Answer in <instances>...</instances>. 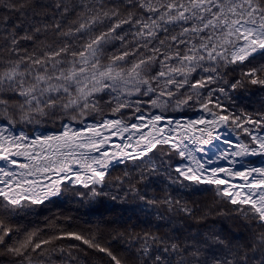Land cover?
Returning <instances> with one entry per match:
<instances>
[{
  "label": "snow or ice",
  "instance_id": "1",
  "mask_svg": "<svg viewBox=\"0 0 264 264\" xmlns=\"http://www.w3.org/2000/svg\"><path fill=\"white\" fill-rule=\"evenodd\" d=\"M4 7L23 15L25 10L36 12L37 7L40 6L33 0H9L4 4ZM55 7L60 9L62 14L72 10L65 3H56ZM125 7L127 8V18H120L119 5L107 9L102 3L99 8L95 5L82 6L81 12L77 14V19L72 22L75 27H69L67 31H64L60 23L52 25L58 30L57 35L61 37L87 35V39L78 49H73L68 43H63L55 48L49 45L48 50L42 51L39 55L34 52L31 55L20 56L15 61H8L7 66L0 69V92H14L23 97L24 100L19 107L23 111L27 106L28 113L46 115L45 109L53 111L59 109L65 112L71 110L83 116L88 110L100 111L95 94L107 91L109 95L116 94L112 97L116 104L111 110L113 114H116L121 109L131 106L126 100L120 99L125 93L131 96L133 92L140 93L142 89L144 94L156 92L157 89L151 83L154 80L158 81L164 77L166 78L165 86L176 84L179 88L188 84L191 89L198 90L206 86V81L215 83V78L209 75L206 79L201 77L199 80L191 82V74L195 73L197 69L214 73L221 66V62L243 63L256 53L264 54V0H186V2L168 0L167 3L162 0H125ZM137 8L152 15L147 19L135 18L134 9ZM89 13L91 14L89 15ZM37 14L39 15V13ZM113 18H116V22L109 26L107 31H100L96 35L92 34L95 25L103 24L105 20ZM133 21L138 26L136 36L146 40L143 47H147V38H155L159 35V29L162 28L167 32V25H179L180 32L168 38L172 43L168 44L167 49L163 48L165 40L162 39L159 41L161 47L150 49L151 55L145 56L142 53L138 55L139 48H135L131 52L125 50L117 55L109 56L108 63H103L105 45L115 39L123 41L124 35L118 34L117 29L121 28L123 24H132ZM47 28L48 25H44V30ZM41 30V27H34L33 32L40 33ZM21 39L35 40L36 37L25 33L18 38L13 34L11 39L13 51H18L15 46ZM180 45H185L184 51L180 50ZM168 49H172V51ZM129 56L135 57V59L130 62V66L126 67L125 65L129 64L126 58ZM173 59L176 60L175 65L169 63ZM158 60L161 70L150 76L151 68ZM204 62L213 63L209 67H205ZM177 75L182 79L177 81ZM246 75L251 78L252 84L264 85V79L257 76L256 69H251ZM238 84L240 81L230 87L235 88ZM219 91L224 92V89L220 88ZM195 94L196 96L200 95L198 91ZM211 94L210 91L208 96L211 97ZM165 95L171 97L173 92L161 90L158 98L150 102L160 107L167 103V101L158 103L159 98ZM191 99L193 97L189 95L185 100L177 101V103H187ZM136 103L138 104L139 101ZM210 103H212L211 99L204 102L202 107L212 117L211 120L205 121V118L201 117L199 120L189 121L185 126L188 130L179 142L174 143L172 137L168 135L147 139L145 146L141 149L140 156L147 155L158 144H171L179 156L195 160L193 150L189 148L188 143L184 142L185 139L192 144L207 145L212 142L213 132L208 131L207 137H195L189 135V132L204 133L206 129H194L193 126L206 124L214 130L216 127L227 124L231 115L213 112L208 108ZM9 104L8 99L0 97V106H3L5 112H7ZM215 106L222 108L219 104ZM136 111L139 112L140 109L137 107ZM71 118L76 119V116ZM22 119L31 122L32 117L26 114ZM137 119L143 120L144 117L141 115ZM162 119L164 117L161 115L153 116L151 119L153 127L155 128L156 123ZM239 119V117H233L234 121ZM79 122L83 123V120ZM168 123L172 122L168 121ZM245 123L259 126L264 124V119L257 121L248 118ZM121 124L122 119L120 118L103 119L99 123L90 124L84 130L91 132L90 136L82 135L81 131H71L70 134V128L66 127L60 136L45 137L40 150L36 152L28 151L31 145L23 143L28 139L27 136L21 133L20 136L9 137L3 134L4 130H0V160L8 161L12 165H17V161L12 159L13 156H26L29 160L28 164L18 165L19 168L24 169L21 172L0 167V184L4 185L0 188V197L6 201L4 207L15 210L25 207L24 202L41 204L50 196L60 194L61 185L66 180L88 187V183L84 181L81 173L74 171L71 167L76 163L81 164V167L90 173L89 182L97 185L103 184L105 177L103 169L106 168L109 157L107 151H100L107 140L101 130L117 128ZM177 126L179 127V122H177ZM129 127L137 129L139 126L133 123L130 126H124L123 130L128 131ZM237 127L243 128V125L238 124ZM162 131L163 129H158V132ZM243 131L251 137L252 146L242 143L238 145L239 151L233 152L231 155L264 156V135H253L247 128H243ZM111 134L116 135L115 132ZM129 139H131V135ZM140 140H145L143 134L140 136ZM50 141L54 143H49ZM37 142H39V138L34 143ZM225 143H230V141L226 140ZM45 145H47L46 150ZM22 148L25 150L21 151ZM197 150L203 151V148ZM93 152H100V155L93 156L91 155ZM114 158L113 156L112 159ZM176 171L185 180L195 183L217 185L226 183L223 179L214 178L217 172L227 171L223 168L213 169V175L206 179H202L205 171L202 164L197 169L185 166L183 171L177 167ZM47 173H52L57 179L52 180L51 177L46 176ZM228 174L243 178L248 189L244 193L243 199L236 198L240 196V192L237 191L235 197L231 199V203L250 205L251 219L258 221L260 227L264 229V166L250 167L244 171L229 172ZM73 176L75 177L74 181H72ZM30 177L32 178L30 179ZM42 177L48 179L49 183H42ZM224 194L228 195L229 193L225 190ZM93 195H100V193L93 190ZM140 198L146 199L145 196ZM162 202L170 208L173 204L170 199H165ZM148 203L155 204L157 201L150 200ZM179 210L188 216L192 215V211L186 207H180ZM245 215L247 216V213ZM11 232L12 229L0 221V244H4L5 237L9 236ZM66 235L74 237L76 240H82L89 247L105 252L114 264H122V261L109 249L101 247L91 239L77 233H67ZM139 239L142 241L139 249L141 264H264V230L256 233L247 245L235 248H230L227 242L218 236L199 243L170 241L154 234H145ZM49 242L48 240L42 241L44 244ZM31 244V237H29L19 247H10L8 251L22 255V249L26 250ZM213 244L226 249V252L216 254L213 251L205 255V252ZM40 247L41 243H36L33 250Z\"/></svg>",
  "mask_w": 264,
  "mask_h": 264
},
{
  "label": "trees",
  "instance_id": "2",
  "mask_svg": "<svg viewBox=\"0 0 264 264\" xmlns=\"http://www.w3.org/2000/svg\"><path fill=\"white\" fill-rule=\"evenodd\" d=\"M7 2L9 0H0V69L6 67L8 61H15L20 56L34 52L39 55L48 50L49 45L55 48L68 43L73 49H78L87 39V35L61 37L52 25L60 23L64 31L75 27L72 22L77 19L82 6L95 5L99 8L102 3L107 9L119 5L120 18H127L125 0H33L40 7H37L36 12L25 10L23 15L5 8L4 4ZM162 2L167 3L168 0ZM56 3H65L72 10L62 14L61 10L55 7ZM134 11L135 18L147 19L152 15L139 8ZM134 21L117 29L118 34L124 35L123 41L115 39L105 45L103 63H108L109 56L125 50L131 52L135 48H139L138 55H151L150 49L161 47L159 41L162 39L165 40L163 48L167 49L168 44L172 43L168 38L180 32L179 25H167V32L159 29V35L147 38V47H143L146 40L136 36L138 26ZM115 22L116 18H113L95 25L92 34L107 31ZM44 25H48L47 30H44ZM34 27H41V32L34 33ZM25 33L34 35L36 39H21L15 46L18 51H13L12 35L15 34L19 38ZM179 48L184 51L185 45H180ZM126 59L129 61V64L125 65L127 67L135 57L129 56ZM169 63L175 65L176 60L173 59ZM212 63L204 62V66L209 67ZM251 69H256L257 76L264 79V54H256L243 63L221 62V66L214 73L197 69L191 74V82L201 77L206 79L209 75L215 78V83L206 81V86L198 90L191 89L188 84L179 88L176 84L165 86L166 78L162 77L151 82L157 89L156 92L144 94L142 89L140 93L133 92L131 96L125 93L121 96L120 99L126 100L131 106L116 114L111 111L116 104L112 97L116 94L109 95L107 91L95 94L100 111L88 110L83 116L71 110L65 112L59 109H45L46 115L28 113L27 106L23 111L19 107L23 97L14 92H0V97L10 101L7 112L0 106V120L29 131L39 127L55 129L65 121L80 123V120H99L105 115L121 117L125 121L135 119L139 112L190 115L204 109L202 104L211 99L212 103L208 104V108L218 114H231L228 123L233 130L240 132L243 128H262L264 124L255 126L245 123L248 118L257 121L264 119V85L250 82L251 78L246 73ZM160 70L161 64L158 60L153 64L149 75H155ZM181 79V76H176L177 81ZM237 81H240L237 87H230ZM220 88H223L224 92H220ZM161 90L171 91L173 95L160 97L158 103H167L157 107L150 101L157 99ZM196 91L200 93L199 96H196ZM210 91L211 97L208 96ZM189 95L193 99L187 103H177ZM216 104L222 108H217ZM137 107L139 112L136 111ZM26 114L31 115V122L22 119ZM72 116H76V119H72ZM233 117L240 119L234 121ZM238 124H242L243 128L237 127ZM174 153L176 152L167 145H157L151 153L143 157L129 159L111 167L101 186H65L58 196L41 204L24 202L25 207L22 209L4 207L6 201L0 197V221L12 229L9 236L5 237L4 244H0V264H114L105 252L89 247L82 240L66 235L67 233L80 234L109 249L122 264H141L139 249L142 241L139 237L145 234H154L181 243H199L218 236L225 240L230 248H235L247 245L256 233L264 230L258 221L251 219L250 205L233 204L227 196L223 197L214 185L197 186L195 182L181 177L173 167ZM93 190L100 195H93ZM141 196L146 199H141ZM165 199L173 201L171 208L162 202ZM150 200L157 203H148ZM180 207L190 209L192 215H186L179 210ZM29 237L32 244L26 250L22 249V255L8 251L10 247H19ZM44 240L50 242L44 244ZM36 243H41V247L33 250ZM213 251L216 254H224L226 249L213 244L205 255Z\"/></svg>",
  "mask_w": 264,
  "mask_h": 264
},
{
  "label": "rangeland",
  "instance_id": "3",
  "mask_svg": "<svg viewBox=\"0 0 264 264\" xmlns=\"http://www.w3.org/2000/svg\"><path fill=\"white\" fill-rule=\"evenodd\" d=\"M200 111H202L204 113L207 112V111H205V109H200ZM213 112H215V111H213ZM141 115L144 117V119L143 120L137 119V117L138 116H141ZM141 115H138L136 117V119L139 121V124H138L139 127L137 129H132V128L129 127V130L128 131H124L123 130L124 126H130V125H127V124H133V123L131 122L132 120L131 121H125L122 118L121 119H122V122L123 123L120 126H117V130H119L121 132H124V136L125 137H128L129 138V136L131 135V139L128 141V143L126 145L123 146V148H122L121 151H123V152H127V151H129V152H137L136 153L137 155H134L132 157H125V159L123 160L125 162L127 160H129V159L141 157L140 156V152H141V149L145 146L146 140L147 139H151L155 134L159 133L161 135L171 136L172 137V140L174 138L173 142L175 143V142H179L180 138L183 137L185 135V132L188 130L185 127L186 125L179 124V127H178L177 126V122H175L176 119H173V121H171V120L166 119L165 117H164V119H162L161 121H159L158 123H156V127L154 128L153 127V124L151 122L152 116L149 117V116H144L143 114H141ZM202 117H204L205 120L210 119V116L207 117V116L203 115ZM103 119L104 118L97 120L98 122H85V123H82L81 126H76L72 122H63V123H61V125L58 128H55V130L54 129H47L49 132H43V131H46V130H44L45 128H42V127L37 128V131H34V130L29 131V130H27L24 127L16 126V125L10 124L8 122H5V123L9 127L13 128V129H18V128L21 129V130L23 129V131H25L24 132L25 134L32 135V134H36V133L37 134H39V133L47 134V133H56V132L58 133V132H60L62 130V128L66 127V126H68L70 128H71V126L72 127H75V128H80L81 127L82 130L84 131L90 124L99 123ZM105 119H111V118H105ZM179 120H183L184 121V120H187V119H181V118H179L177 121H179ZM168 121H171L172 123L169 124ZM1 122L2 121H0V123ZM228 126H229V123H227V128H228ZM198 127L201 128L200 125H198ZM229 128H230L229 130L231 132L237 133V134L240 135V137H241L240 140L242 141V142L239 141L240 144L243 143V144H249L250 146H252L251 145V137L247 133H245L243 130L240 131V132H237V131L233 130V128H231L230 126H229ZM113 129H115V128H113ZM158 129H163V131L162 132H158ZM247 129H249V131H251L253 133V135H258L259 132H264V128L257 129V128H252L251 127V128H247ZM212 132H213V136H212V142H211V144H207V145H205V144H197V145H201V146H197L196 147V144H192L187 139H185V142L189 144V148H191L193 150L194 156L195 157H199L200 158V162L199 163L203 165V168H204L205 171L203 172L202 179H206L208 177H211L213 175V173H212V170L213 169H220V168L225 169V163H226V161H229V158H232V157L234 159L236 158V160H237L236 163L237 162L238 163L241 162L244 165L253 166V167H256V165H260L264 161V156H261V155H255V156H253V155H246V156H242V157L241 156H233V155H231V153L236 152V150H237L236 147L238 145H240L239 142L237 141V137L234 136V135H232V134H231L232 136H230V133L228 131H226V130L223 131L224 132V135L223 136H221V133H220V136H218V137H217V135H218L217 134V129L216 130H213ZM84 133H90V132L84 131ZM142 134L145 137V140L144 141H141L140 140V136ZM193 134H194V132H193ZM156 136H154V137H156ZM158 136H157V138H158ZM216 139H218L219 141L216 140ZM139 140L141 141L140 143L137 142ZM226 140L227 141H230V143H225ZM132 143H135V144L133 145ZM233 143L236 144V145H234L235 146L234 149L232 147V144ZM158 145H161V144H158ZM167 146L173 152H176L172 148L171 144H168ZM196 148H203V151H199L198 152V150ZM221 148H223V149H221ZM100 151L101 152H104L102 150H100ZM237 151H239V150H237ZM149 153H147V154H149ZM176 153H174L172 160H173L174 164L176 162H181V164H176V166L174 165L173 167H175L174 168L175 170H176L177 167H179L181 169V171H183L184 168H185V166L191 167L193 169H197V168H195V166H197V167L199 166V165H197L194 162L193 159L183 158V157L179 156L178 153L177 154ZM224 153H225V155H224ZM96 154L99 156L100 155V152H96ZM225 156H227V159H225ZM119 157H121L120 154H119V156H117L114 159H112L109 163L111 164L116 159L118 160ZM109 163L107 164L106 168H108V166L110 165ZM111 167H113V166H110V168ZM233 169H235V171H236L239 168L237 166V167H235ZM103 170H105V169H103ZM107 171L105 172V177L107 175ZM105 177H104V180H105ZM214 178H216V179H223V180L226 181V183L225 184H222V185L209 184V183H195V184H198L197 186H212V185H214L218 189V192L223 197L227 196L228 198H231V199L233 197H235L233 195V193L235 192V190L238 191V189L241 188V185H242L241 182H238L239 184L235 185L238 188L235 189V190H232V188H230L231 186L229 187V184L227 183L228 182V179L225 176V172H217L215 174V177ZM74 180H75V177L73 176L72 177V181H74ZM84 181L86 183H88V186L89 185H95V186L97 185V184H93V183L89 182L88 179H86ZM232 182H233V180H232ZM236 183H237V181L234 184H236ZM103 184H104V182H103ZM103 184H100L98 186H101ZM69 185H71V186H78V185L84 186L83 184L73 183L71 181H67L66 180L61 185V192H60V194L62 193L63 187L69 186ZM225 190L228 191V193H229L228 195H225L224 194V191ZM58 195H56V196H58ZM50 197H55V196H50ZM236 198L237 199H243V198H241V196L240 197H236Z\"/></svg>",
  "mask_w": 264,
  "mask_h": 264
},
{
  "label": "bare ground",
  "instance_id": "4",
  "mask_svg": "<svg viewBox=\"0 0 264 264\" xmlns=\"http://www.w3.org/2000/svg\"><path fill=\"white\" fill-rule=\"evenodd\" d=\"M199 119H200V117L195 119V120H193V121H196V120H199ZM211 119H212V117H210V119H208V120H211ZM205 121H207V120H205ZM175 122H179V124H182V125H188V122H184V121H181V120L175 121ZM135 124L138 125L139 121H137ZM198 125H200L201 128H205L206 131L204 133H201L199 131H194V134H193V132H190L189 135H194L195 137H207V132L208 131H213V129L208 127L206 124H196V125L193 126L194 129H200L198 127ZM66 127H68V126H66ZM66 127L62 128V130L60 132H58V133L57 132L56 133H47V134H44V133L37 134L36 133V134H32V135H29V134L27 135V134L24 133L25 131H23V130H21L19 128L18 129H13V128L9 127L6 124L0 123V130H4L3 134L5 136H9V137H11L13 135L20 136L21 133L24 136H27L28 139L23 141V143L26 144V145H31V147L28 149V151H30V152L39 151L41 143L44 142V138L45 137H47V136H60L65 131ZM115 129L117 130V128H115ZM115 129H113V130L112 129H110V130H103L102 129L101 130L103 132V135L105 137H107V140L105 141V143H104L103 147L101 148V150L108 152V157H109L108 162H110L112 160L113 156L117 157V156H119V154L121 156H123V155H127V153H129V151L123 152L121 150H122L123 146L128 143V141L130 139L128 137L124 136V132H121L119 130L116 131ZM216 129H217V134H218L217 137H218L219 133L222 132V129H223L222 125L219 126V127H216L214 130H216ZM71 131H81L82 135H84V136L92 135L91 132L90 133H84V131L82 130L81 127L80 128H75V127L71 126L70 134H71ZM112 132H115L116 135H112L111 134ZM258 135H264V132H260V133H258ZM37 138H39V142L34 143V142L37 141ZM237 141L241 142V140H237ZM137 142L140 143L141 141L139 140ZM240 142H239V144H240ZM49 143H54V142L50 141ZM132 144L134 145L135 143H132ZM234 145H236V144L233 143L232 147H235ZM197 146L198 145L196 144V147ZM46 149H47V145H45V150ZM196 149H198V148H196ZM236 149L239 150V147L237 146ZM24 150L25 149H23V148L21 149V151H24ZM91 155L98 156L96 154V152L91 153ZM12 159L17 161V165H12L8 161L0 160V167L6 168V169H8L10 171L21 172V171H24V169L19 168L18 165L19 164H28L29 163V160L27 159L26 156H13ZM236 161H237L236 158L234 159L233 157L229 158V161H226L225 169L227 171H225V176L227 177V179H228L227 183L229 184V187L231 186L230 188H232V190L237 189L238 187L235 186V185L239 184L238 182H241L242 185H241V188L238 189V191L240 192L241 198H244V193L248 191L247 187L245 186L246 182L244 181L243 178H241L239 176H235V175H231L230 176L228 173L229 172H233L234 173V172H237V171H244L247 168H250V167H253V166H247V165L242 164L241 162H239L240 163L239 164L238 162L236 163ZM194 162L197 165H200V163H199L200 162V158L199 157H195ZM237 166H238L239 169L235 171V169H233V168H235ZM261 166H264V161L260 165H256V167H261ZM71 167L73 168L74 171L80 172L81 176H82V178L84 180L88 179V176L90 175V173L86 172L85 169L83 167H81V164H79V163L72 164ZM93 167H96V165H93ZM195 168H198V167L195 166ZM61 175H63V173H61ZM253 175H255V174H253ZM46 176L51 177L52 180L57 179V177L55 175H53L52 173H47ZM31 178L32 177H30V179ZM41 180H42V183H44V184H48L49 183V180L45 179L43 177L41 178ZM232 180H233V182H232ZM249 180H251V177H249ZM236 181H237V183L234 184ZM2 187H4V185L0 184V188H2ZM236 192H237V190H235V192L233 193L234 196H235Z\"/></svg>",
  "mask_w": 264,
  "mask_h": 264
},
{
  "label": "water",
  "instance_id": "5",
  "mask_svg": "<svg viewBox=\"0 0 264 264\" xmlns=\"http://www.w3.org/2000/svg\"><path fill=\"white\" fill-rule=\"evenodd\" d=\"M140 114H143V115H146V116H156V115H161V116H164V117H171V118H174V116H165L164 114H160V113H158V112H156V113H153V114H147V113H139L138 115H140ZM191 117V116H190ZM111 118H113V119H117V118H119V117H111ZM133 122H135V120L133 121ZM132 122V123H133ZM2 123H5V122H2ZM123 123V122H122ZM6 124V123H5ZM127 125H131V124H127ZM35 131H37V130H35ZM137 155V154H136ZM129 156H132V155H128V156H126V157H129ZM125 159V157H123V158H121V159H119V161H123ZM113 164V163H112ZM109 167V166H108ZM107 170H108V168H107Z\"/></svg>",
  "mask_w": 264,
  "mask_h": 264
},
{
  "label": "flooded vegetation",
  "instance_id": "6",
  "mask_svg": "<svg viewBox=\"0 0 264 264\" xmlns=\"http://www.w3.org/2000/svg\"><path fill=\"white\" fill-rule=\"evenodd\" d=\"M200 117H202V115H201ZM197 118H198V117H197Z\"/></svg>",
  "mask_w": 264,
  "mask_h": 264
}]
</instances>
